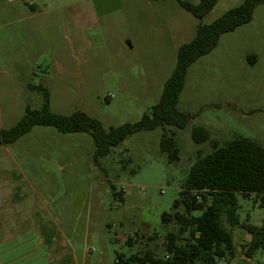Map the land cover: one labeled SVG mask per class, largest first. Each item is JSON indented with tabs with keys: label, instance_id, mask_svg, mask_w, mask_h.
<instances>
[{
	"label": "rangeland",
	"instance_id": "1",
	"mask_svg": "<svg viewBox=\"0 0 264 264\" xmlns=\"http://www.w3.org/2000/svg\"><path fill=\"white\" fill-rule=\"evenodd\" d=\"M243 2L219 0L202 24ZM199 24L177 0H0V129L15 126L27 107L42 108L39 88L53 113L82 112L106 130L139 122ZM178 108L191 115L184 129L138 132L98 164L88 133L35 126L0 146V264L164 257L177 225L162 216L173 212L198 152L235 138L264 147V5L190 66ZM195 127L209 141L195 143ZM164 133L176 141L177 162L161 151ZM238 204L242 223L263 226L260 203L238 196ZM233 236L234 255L217 264H264V249L248 255L249 234L236 228Z\"/></svg>",
	"mask_w": 264,
	"mask_h": 264
},
{
	"label": "trees",
	"instance_id": "2",
	"mask_svg": "<svg viewBox=\"0 0 264 264\" xmlns=\"http://www.w3.org/2000/svg\"><path fill=\"white\" fill-rule=\"evenodd\" d=\"M26 1V0H23ZM219 0H199L192 4L177 0L179 5L200 21L195 37L178 51L176 66L166 81L159 102L149 115L137 123H126L106 130L100 121L82 112L60 115L51 112L49 93L39 88L44 96L39 110L26 108L20 121L10 129H0V146L15 143L35 126L54 127L60 133H88L96 146L94 161L98 164L132 135L141 131L173 127L184 129L191 115L178 108L188 69L203 56L211 53L221 36L235 31L252 21L255 9L264 0H244L211 24H202L203 18ZM193 141H209L202 127L192 131ZM213 151L208 155L198 152L188 179L181 188L171 214H164V223H176L177 228L165 237V255L162 258L147 251L144 255L118 257L117 264H217L218 260L233 256V230L240 228L252 238L248 255L264 249V220L262 227L242 223L238 214V196L253 198L264 209V147L247 138H235L220 146L211 142ZM161 151L169 162L179 161V152L173 137L163 134ZM115 192V190H113ZM115 195L119 193L115 192ZM131 238L127 242L130 243ZM247 264V263H240Z\"/></svg>",
	"mask_w": 264,
	"mask_h": 264
}]
</instances>
